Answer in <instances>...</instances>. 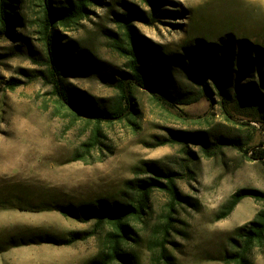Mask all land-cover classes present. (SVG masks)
<instances>
[{"label": "rangeland", "instance_id": "1", "mask_svg": "<svg viewBox=\"0 0 264 264\" xmlns=\"http://www.w3.org/2000/svg\"><path fill=\"white\" fill-rule=\"evenodd\" d=\"M100 1L78 26L58 31L72 49L61 54L64 85L104 106L116 98L113 77L127 68L111 34L120 33L121 15L133 13L146 19H135L134 28L156 53L152 63L164 68L162 85L176 102L134 89L136 125L103 124L102 151L91 162L73 161L93 126L75 118L54 93L39 35L43 1L15 0L21 24L14 35H0V264H89L101 250L100 232L88 236L95 222L64 217L48 206L124 202L127 181L151 177V168L177 173L179 189L192 203L174 214L170 264H225L235 230L253 221L262 204L247 198L228 218L218 221L216 215L240 189L264 192V119L234 95L224 110L211 80L210 96L203 94L193 64L229 40L237 53L249 44L264 69V0H160L153 22L142 0ZM12 84L18 86L12 90ZM179 134L193 137L178 143ZM164 141L171 144L160 146ZM256 151L260 158L253 157ZM166 203L163 194L154 195L152 221L138 247L140 264H152L146 240ZM45 237L57 242L42 243ZM13 238L38 243L13 247ZM74 238L72 245L58 242ZM252 260L264 264V249H256Z\"/></svg>", "mask_w": 264, "mask_h": 264}, {"label": "trees", "instance_id": "2", "mask_svg": "<svg viewBox=\"0 0 264 264\" xmlns=\"http://www.w3.org/2000/svg\"><path fill=\"white\" fill-rule=\"evenodd\" d=\"M42 19L39 27L40 40L47 55L49 77L53 83L54 93L63 107L70 110L75 118H85L93 127L90 136L75 151L73 161L91 162L93 154L102 151L104 146L103 124H113L127 120L136 125L139 116L134 89H143L156 93L161 100L176 102L167 89L163 87L162 72L164 68L153 64L156 53L145 45L144 40L136 33L135 19H145L135 14L121 15L117 21L120 33L111 34L112 48L126 60V72L114 78L116 98L107 106L80 97L77 91H70L62 79L66 70V57L61 54L72 50L70 44L64 43L59 37L60 29L78 26L90 14V9L98 6L100 0H67L60 6H53L52 0H42ZM150 7V20L153 22L160 13V0H142ZM15 0H0V35H14V29L21 24ZM146 20V19H145ZM243 42H239V45ZM235 43L225 42L224 45L211 46L203 58L195 59L194 71L203 94L210 96L208 81L211 80L227 110L232 96L253 105L264 119V69L261 61L250 50V45H240V52L235 50ZM84 54V53H83ZM82 54V55H83ZM198 52L195 51L197 58ZM87 56V55H86ZM193 60L191 55L188 57ZM259 78V83L250 81ZM248 81V82H246ZM18 85L12 84L14 90ZM240 96V97H239ZM186 104V103H184ZM189 137H193L189 135ZM188 135L179 134L176 142L187 140ZM192 140H194L192 138ZM208 145L206 137L201 138ZM232 141H226L231 144ZM160 143V146L169 144ZM171 144V143H170ZM259 151L253 155L259 157ZM152 176L147 179H133L126 183L127 195L124 202L97 203L81 208L50 205L47 210L60 212L64 217L95 222L94 230L88 236L101 237V250L89 264H140L138 247L144 241L142 229L150 226L154 214L153 198L156 193L163 194L166 208L162 221L151 227V235L146 240L147 251L151 255L152 264H170L168 244L173 230L174 214L179 207L192 204L190 198L183 195L177 184V173L151 168ZM251 198L262 204L261 210L253 221L235 230L236 238L232 239V250L225 254V264H254L252 254L256 249H264V192L256 189L243 188L232 194L227 203L216 215V220L228 218L236 207L245 199ZM51 207V208H50ZM106 231L104 232V230ZM42 243L57 242L53 237H45ZM18 238L12 239L13 247L22 245ZM61 245H72L74 239L58 241ZM38 243V242H37Z\"/></svg>", "mask_w": 264, "mask_h": 264}]
</instances>
